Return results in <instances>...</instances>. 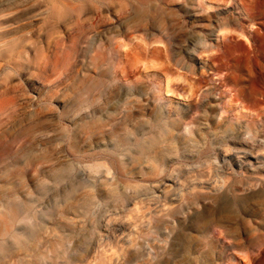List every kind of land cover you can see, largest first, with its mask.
<instances>
[{
  "label": "clouds",
  "instance_id": "9594fccd",
  "mask_svg": "<svg viewBox=\"0 0 264 264\" xmlns=\"http://www.w3.org/2000/svg\"><path fill=\"white\" fill-rule=\"evenodd\" d=\"M0 264H264V0H0Z\"/></svg>",
  "mask_w": 264,
  "mask_h": 264
}]
</instances>
